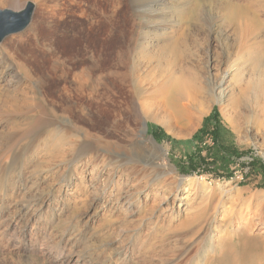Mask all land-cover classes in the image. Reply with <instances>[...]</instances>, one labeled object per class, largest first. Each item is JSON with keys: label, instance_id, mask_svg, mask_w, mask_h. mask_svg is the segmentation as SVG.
<instances>
[{"label": "rangeland", "instance_id": "obj_1", "mask_svg": "<svg viewBox=\"0 0 264 264\" xmlns=\"http://www.w3.org/2000/svg\"><path fill=\"white\" fill-rule=\"evenodd\" d=\"M5 1L0 0V10L7 9ZM26 1L36 5L34 16L39 3L51 2ZM171 1L158 20V34L145 29L144 19L137 14L140 0H69L60 12L66 11L64 16L47 9L39 32L25 29L8 37L19 41L17 63H22L25 75L22 84L15 77L9 83L11 74L0 80V111L8 115L23 109L35 96L50 107V81L44 94L39 83L42 72L52 70L54 56L62 58V69L90 71L102 57L101 69L137 74L135 90L126 88L122 97L130 98L136 92L149 103L164 101L172 115L164 122L149 120L148 135L153 136L149 130L156 125L170 137L158 142L169 145V161L179 178L201 176L206 180L195 193L184 182L183 195L193 193L191 200H185L190 209L176 212L166 223L156 222L162 209H156V217L151 218V199L131 222L124 213L111 210V204L102 208L92 203L94 191L86 183L84 192L74 186L62 196L64 190L53 180L49 233L31 230L35 208L13 230L17 236L13 231L4 233L0 223V264H264V257L255 260L252 255L255 249L264 251V232L255 229L253 217L259 201H264V88L258 83H264V0ZM143 36L152 41L151 46L141 45ZM224 72L230 90L221 105L212 89ZM179 97L184 106H178ZM213 112L218 118L206 123ZM15 126L13 120L0 119V182L18 161V147L8 149ZM214 127L220 130V143L213 137ZM198 132L199 138L186 144ZM218 144L227 155L219 151ZM90 177L88 173L86 181ZM45 184L39 182L33 189ZM173 200L170 196L169 203Z\"/></svg>", "mask_w": 264, "mask_h": 264}, {"label": "bare ground", "instance_id": "obj_2", "mask_svg": "<svg viewBox=\"0 0 264 264\" xmlns=\"http://www.w3.org/2000/svg\"><path fill=\"white\" fill-rule=\"evenodd\" d=\"M170 1L140 0L141 3L138 4L139 7L137 6L139 13L137 14L144 19L145 29L155 30L156 33L159 31L161 24L158 20L164 17L166 11L163 10L169 5ZM173 1L176 3L177 0ZM46 2L38 4V14L34 16L33 13L31 22L26 29L29 33L33 31V34L41 27L47 9L52 14L60 13L69 0H51L49 5H46ZM5 4L7 9L21 11L26 7L28 1L6 0ZM58 19H61V17ZM54 24L58 25V22ZM142 29L144 30V28ZM160 35H162V32ZM141 38V45L151 46L152 41L147 36ZM16 42L19 41L6 38L0 43V80L4 79L7 74H11L12 78H9V83L15 77L18 83L22 84L24 83L25 74L22 70L23 67L21 68L22 63H17L20 49ZM148 54L146 53V55ZM54 57L55 64L52 70L49 72L43 71L39 83L41 93L44 94L47 93L45 89L50 81V92H48V95L50 94V107L38 102L35 96L34 99L32 98L33 101H30L23 109H15L16 111H11L8 115L0 111V119L5 117L7 120L16 122L15 129L9 135L12 144L8 149L11 150L15 146L19 149L17 151L19 154L17 164L12 166L11 170L9 169L10 171L0 182V223L3 224L4 233L16 230L22 219L32 208H35V212L31 219L33 220L31 230L38 228L44 229L45 233H49L50 220H48V217L50 211L54 209L50 201V187H54V181H56V187H59V190H64L62 196H66L74 186L77 187L78 191L82 190L84 192L83 184L86 183V186L91 187L94 191L90 194L92 198L88 197L92 203L102 208L111 204V210L124 213L125 217H128L127 219L131 222L134 215L151 199L154 202L149 208L151 218L156 217V209H162L155 220L156 222L166 223L176 212L190 209V202L187 203L185 200L190 199L192 191L186 196L183 195L186 190L184 182L188 181L190 188L195 193L201 186H204L205 178L201 176L187 179L179 178L169 161V145L159 143L154 135H148L149 120L164 122L165 118L173 111L170 110L169 112L164 101L160 99L151 103L141 100L136 92L135 94L132 93L130 98L122 97L126 88L132 89L133 86L138 84L139 78L137 80V74L136 76L132 73L128 74L126 70L125 73L124 71L121 73V70L117 72L118 70L115 71L114 69V71L101 69L102 57L98 58L97 62L99 64L96 67L93 66L90 71H88L89 69H81L84 71L80 72H76L71 67L62 69L64 65L60 62L62 58ZM261 74L264 75V73ZM225 82L226 73L220 82L213 84L212 89L214 98L221 105L229 97L228 90L230 89L227 90ZM142 83H146V81ZM258 83L259 86H262L260 88L263 91L264 83ZM178 100H180V97ZM192 102L190 104H193ZM179 105H181V100ZM8 110L6 111L8 112ZM77 171L78 173H76ZM88 173H91V177L86 181ZM44 181L46 182L45 185L40 188L39 186L36 187V190L33 189L35 184L44 183ZM46 188L48 189L47 192ZM231 190L228 189L226 192ZM29 191H33V193L31 194ZM45 193H47V198L44 200L42 197ZM207 195L210 196V192ZM170 196H174L175 199L171 203H169ZM247 207L250 206L247 205ZM255 211H253V217L256 218L255 229L264 232V201H259ZM6 212L9 213L7 216H5ZM248 222H245V225H249ZM13 233L17 236L16 231H13ZM24 235L25 233L22 231L21 237ZM261 250L255 249V252H253L252 255H254L255 260L264 257V251L261 252Z\"/></svg>", "mask_w": 264, "mask_h": 264}, {"label": "water", "instance_id": "obj_3", "mask_svg": "<svg viewBox=\"0 0 264 264\" xmlns=\"http://www.w3.org/2000/svg\"><path fill=\"white\" fill-rule=\"evenodd\" d=\"M35 4L28 2L21 11L11 9L0 10V43L9 36L19 33L29 26L34 13Z\"/></svg>", "mask_w": 264, "mask_h": 264}, {"label": "trees", "instance_id": "obj_4", "mask_svg": "<svg viewBox=\"0 0 264 264\" xmlns=\"http://www.w3.org/2000/svg\"><path fill=\"white\" fill-rule=\"evenodd\" d=\"M214 117L218 118L217 112H213L212 115L209 116L206 119V123L209 120H212ZM149 132L153 133L154 137H156L158 140H160V139L162 140L164 138L170 139V137L168 135H166L164 132H162L161 129L158 126H156V125H152V128H151V130H149ZM200 134L201 133L198 132L191 140L186 141V144L193 143L196 139L199 138ZM219 135H220L219 128L218 127H214V129H213V137H216V139H215L216 143H220ZM217 147H218L219 151H221L222 153H225L227 155V153L225 152V149L221 145L218 144Z\"/></svg>", "mask_w": 264, "mask_h": 264}]
</instances>
